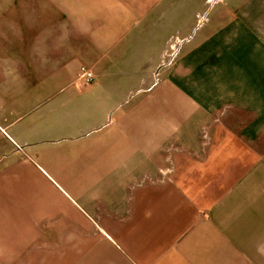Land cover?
Listing matches in <instances>:
<instances>
[{
  "label": "crops",
  "instance_id": "1",
  "mask_svg": "<svg viewBox=\"0 0 264 264\" xmlns=\"http://www.w3.org/2000/svg\"><path fill=\"white\" fill-rule=\"evenodd\" d=\"M0 255L264 264V0H0Z\"/></svg>",
  "mask_w": 264,
  "mask_h": 264
},
{
  "label": "built area",
  "instance_id": "2",
  "mask_svg": "<svg viewBox=\"0 0 264 264\" xmlns=\"http://www.w3.org/2000/svg\"><path fill=\"white\" fill-rule=\"evenodd\" d=\"M78 78L85 84H89L94 81V72L90 67L81 65L78 71Z\"/></svg>",
  "mask_w": 264,
  "mask_h": 264
},
{
  "label": "rangeland",
  "instance_id": "3",
  "mask_svg": "<svg viewBox=\"0 0 264 264\" xmlns=\"http://www.w3.org/2000/svg\"><path fill=\"white\" fill-rule=\"evenodd\" d=\"M23 257H11L0 255V264H24Z\"/></svg>",
  "mask_w": 264,
  "mask_h": 264
}]
</instances>
